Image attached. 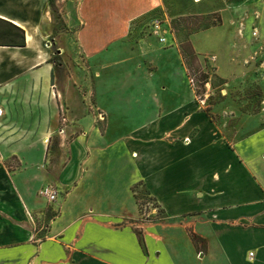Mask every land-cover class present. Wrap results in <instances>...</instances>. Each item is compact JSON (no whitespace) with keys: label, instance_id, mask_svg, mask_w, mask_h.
<instances>
[{"label":"crops","instance_id":"obj_1","mask_svg":"<svg viewBox=\"0 0 264 264\" xmlns=\"http://www.w3.org/2000/svg\"><path fill=\"white\" fill-rule=\"evenodd\" d=\"M48 3L0 0V264H264L263 112L236 115L226 133L225 121L192 104L150 112L129 131L106 111L102 134L78 100L59 99L75 122L62 134H78L50 177L57 101L42 28ZM137 184L167 229L139 220ZM47 187L53 202L39 195Z\"/></svg>","mask_w":264,"mask_h":264},{"label":"rangeland","instance_id":"obj_2","mask_svg":"<svg viewBox=\"0 0 264 264\" xmlns=\"http://www.w3.org/2000/svg\"><path fill=\"white\" fill-rule=\"evenodd\" d=\"M42 28L51 49L49 94L57 101L46 139L50 177L78 134L77 128L62 134L75 122L67 119L70 107L62 114L59 99L78 100L102 134L106 111L113 127L129 131L149 122L150 112L192 104L213 122L225 121L226 133L236 115L259 119L264 113V0H52ZM7 165L14 168L17 160ZM132 192L139 220L167 229L170 222L143 185Z\"/></svg>","mask_w":264,"mask_h":264},{"label":"built area","instance_id":"obj_3","mask_svg":"<svg viewBox=\"0 0 264 264\" xmlns=\"http://www.w3.org/2000/svg\"><path fill=\"white\" fill-rule=\"evenodd\" d=\"M253 36H256V33H253ZM204 86L206 85L204 84ZM2 114H3V111L2 109H0V117L2 116ZM39 195L41 197L48 199L50 202H53L56 199L57 192L53 190L52 188L47 187V188L42 189L39 192ZM252 256H253V253H249V257L251 258Z\"/></svg>","mask_w":264,"mask_h":264},{"label":"trees","instance_id":"obj_4","mask_svg":"<svg viewBox=\"0 0 264 264\" xmlns=\"http://www.w3.org/2000/svg\"><path fill=\"white\" fill-rule=\"evenodd\" d=\"M50 1H52V0H49V2H50ZM18 31H19V30H18ZM23 44H24V43L22 42L19 46L22 47V46H24ZM186 46H187V45H186ZM186 46H183V47L181 46V50H182L183 52L187 51L186 49H188V48H187ZM207 78H208L207 75H205V74H204V75H201V77L199 78V85L202 86V87H204V84L206 83ZM190 239H191L193 245L196 246L195 239H197V238H196L195 236H191Z\"/></svg>","mask_w":264,"mask_h":264}]
</instances>
